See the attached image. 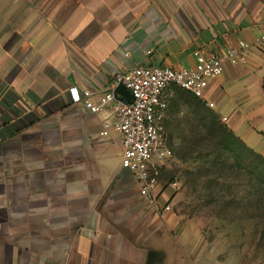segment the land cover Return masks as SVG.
Returning a JSON list of instances; mask_svg holds the SVG:
<instances>
[{"label": "crops", "instance_id": "1", "mask_svg": "<svg viewBox=\"0 0 264 264\" xmlns=\"http://www.w3.org/2000/svg\"><path fill=\"white\" fill-rule=\"evenodd\" d=\"M263 35L264 0H0V264L124 261V237L101 232L86 180L77 193L62 179L55 119L65 110L83 115L90 147L113 138L101 135L113 110L74 104L72 86L98 100L131 65L193 66L196 49L243 39L248 61L225 62L205 100L243 139L264 143Z\"/></svg>", "mask_w": 264, "mask_h": 264}, {"label": "rangeland", "instance_id": "2", "mask_svg": "<svg viewBox=\"0 0 264 264\" xmlns=\"http://www.w3.org/2000/svg\"><path fill=\"white\" fill-rule=\"evenodd\" d=\"M257 47L264 69V42ZM177 91L165 126L174 157L160 174L163 189L179 183L178 190L164 198L171 203L170 212L159 213L139 195L134 175L122 169L115 129L108 146H101L98 138L90 147L82 128L85 119L76 107L55 119L61 128L63 181H75L79 193L86 180L99 229L124 237L122 264H264V193L249 180V160L232 158V151L221 143L217 121L209 115L213 108L187 91ZM219 121L227 123L220 113ZM258 138L256 133L244 135L264 155V143L255 142ZM222 153L226 164L218 159Z\"/></svg>", "mask_w": 264, "mask_h": 264}, {"label": "built area", "instance_id": "3", "mask_svg": "<svg viewBox=\"0 0 264 264\" xmlns=\"http://www.w3.org/2000/svg\"><path fill=\"white\" fill-rule=\"evenodd\" d=\"M259 42H264V35ZM250 46L249 42L240 39L222 52L198 48L194 52L196 63L193 66L131 65L117 75L114 86L98 100L94 99L91 88H70L74 104H81L92 113H100L109 107L113 110L115 118L105 122L101 135L110 136L112 128L119 133L123 151L122 167L134 175L139 195L159 213L172 210L171 203L162 200L166 191L161 188L160 174L174 157L165 120L175 87L185 89L203 99L210 108H215L214 101L205 100L210 82L224 73L225 62L246 63ZM148 53H152V50ZM125 56L129 57L130 53L126 52ZM120 82L133 94L132 102L117 98L114 88ZM224 120L227 118L224 117ZM169 186L176 192L179 183L174 181Z\"/></svg>", "mask_w": 264, "mask_h": 264}, {"label": "trees", "instance_id": "4", "mask_svg": "<svg viewBox=\"0 0 264 264\" xmlns=\"http://www.w3.org/2000/svg\"><path fill=\"white\" fill-rule=\"evenodd\" d=\"M264 88V84H263ZM182 90L186 92L185 89L181 87H175L174 93L177 90ZM188 92V91H187ZM173 93V94H174ZM179 94L180 92L177 91ZM195 100L198 101H203L206 103L203 99L198 98L188 92ZM173 95L170 97V102L171 98ZM170 108V106H169ZM169 111V109H168ZM209 115L212 117L214 121H217V126L216 129L219 131V134L221 136V143L225 144L228 148L229 151H232V158L236 155V157H241L244 161L249 160L250 167H249V173L250 175L249 180L250 181H256L258 184V191L264 193V155L257 151L255 148L250 146L239 134H237L234 129H232L227 123H223L219 121V113H217L215 110L210 109L209 110ZM167 118V115H166ZM216 125V124H215ZM165 126H166V120H165ZM169 140V138H168ZM170 142V140H169ZM170 145L172 146L171 142ZM173 148V147H172ZM224 153L218 158L219 160L223 161V164H226V159Z\"/></svg>", "mask_w": 264, "mask_h": 264}, {"label": "water", "instance_id": "5", "mask_svg": "<svg viewBox=\"0 0 264 264\" xmlns=\"http://www.w3.org/2000/svg\"><path fill=\"white\" fill-rule=\"evenodd\" d=\"M114 92L119 100L132 102L133 101V94L131 91L126 87L123 82H120L115 88ZM151 260V259H150ZM151 264V261L148 262Z\"/></svg>", "mask_w": 264, "mask_h": 264}]
</instances>
